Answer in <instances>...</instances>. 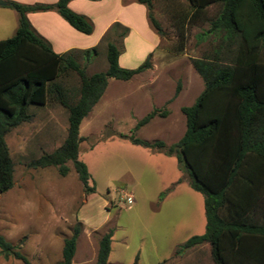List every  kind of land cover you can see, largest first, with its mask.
Returning <instances> with one entry per match:
<instances>
[{
  "label": "rangeland",
  "instance_id": "rangeland-1",
  "mask_svg": "<svg viewBox=\"0 0 264 264\" xmlns=\"http://www.w3.org/2000/svg\"><path fill=\"white\" fill-rule=\"evenodd\" d=\"M9 6L1 7L16 12ZM219 9L212 5L205 19L187 25L183 51L178 50L181 41L174 15L189 10L187 0L153 1L152 11L163 27V36L152 27L149 34L111 36L123 48L122 67L136 68L150 53L152 67L130 80L109 79L105 93L81 123L79 159L88 166L95 192H85L71 161L66 176L54 166H28L61 146L67 136L68 110L58 100L50 96L44 106L31 105L32 118L6 135L14 162V186L0 193V234L19 247L29 264L61 260L64 239L79 223L75 264H95L99 240L110 229L114 230L110 264H133L137 255L139 264H215L208 243L177 252L187 239L205 231L203 194L190 186L176 157L134 144L128 136L163 140L167 145L183 136L186 118L182 107L192 105L205 88L192 59L217 46L212 36L199 40L198 35L210 27ZM14 14L18 17V12ZM18 21L13 24L9 16L0 17V39L13 35L11 27L16 28ZM102 38L98 55L89 61L80 51L74 52L89 75L108 67L107 43ZM61 81L75 101L78 75L70 72ZM154 109L167 114L159 113L135 130L137 122ZM127 193L133 196L131 203ZM255 217H264V192ZM0 264L25 263L0 253Z\"/></svg>",
  "mask_w": 264,
  "mask_h": 264
},
{
  "label": "trees",
  "instance_id": "trees-1",
  "mask_svg": "<svg viewBox=\"0 0 264 264\" xmlns=\"http://www.w3.org/2000/svg\"><path fill=\"white\" fill-rule=\"evenodd\" d=\"M69 1H10L19 14V24L12 37L0 39V193L14 186V162L6 135L32 118L31 105L44 106L50 96L68 110L67 136L61 146L31 160L28 166H54L66 176L71 161L85 192H95L88 166L79 159L81 123L105 93L109 79L130 80L152 67V53L136 68L120 65L123 48L110 39L113 34L128 36L130 29L120 22H115L102 38L107 43L108 67L104 71L89 75L77 60V51L56 53L35 31L28 13L55 10L78 31L92 34L93 20L73 11ZM134 1L146 5L150 26L163 36V27L152 11L154 0ZM187 1L189 10L174 15L181 41L179 51L185 47L187 25L205 19L210 6H220L210 27L198 35L199 40L212 36L217 46L192 59L205 88L192 105L182 107L186 130L179 141L167 145L163 140L148 141L134 135L128 138L134 144L176 157L190 186L204 196L205 231L191 236L177 252L208 243L215 264H264V217H255L264 192V0ZM79 51L89 61L98 55V46ZM70 72L80 80L75 101L70 100V91L61 81ZM159 113L167 114L154 109L137 122L135 130ZM80 231L81 223L64 239L62 259L55 264H75ZM113 234L110 229L100 238L95 264H110ZM0 253L6 259L13 257L29 264L19 247L2 234ZM133 264H139V255Z\"/></svg>",
  "mask_w": 264,
  "mask_h": 264
},
{
  "label": "crops",
  "instance_id": "crops-1",
  "mask_svg": "<svg viewBox=\"0 0 264 264\" xmlns=\"http://www.w3.org/2000/svg\"><path fill=\"white\" fill-rule=\"evenodd\" d=\"M7 1L33 4L55 3L58 0ZM68 6L73 11L85 14L93 20L95 29L92 34H84L78 31L55 10L28 13V18L35 31L43 36L51 44L53 50L59 54L97 46L103 35L115 22H120L122 25L130 29L127 38L130 37L133 32H146L148 34L151 32L147 8L144 4L138 3L134 0L129 1L128 3H125L123 0H71L69 1ZM4 7L0 6V17L9 16L13 24L16 23L17 20H19V14L17 17L14 13H17V11L14 10L16 12H12L13 10ZM12 28L13 27H11V30L14 35L18 26L14 29Z\"/></svg>",
  "mask_w": 264,
  "mask_h": 264
},
{
  "label": "water",
  "instance_id": "water-1",
  "mask_svg": "<svg viewBox=\"0 0 264 264\" xmlns=\"http://www.w3.org/2000/svg\"><path fill=\"white\" fill-rule=\"evenodd\" d=\"M11 3L7 0H0V6H8L10 5Z\"/></svg>",
  "mask_w": 264,
  "mask_h": 264
},
{
  "label": "built area",
  "instance_id": "built-area-1",
  "mask_svg": "<svg viewBox=\"0 0 264 264\" xmlns=\"http://www.w3.org/2000/svg\"><path fill=\"white\" fill-rule=\"evenodd\" d=\"M125 197H126V199H127L128 202L131 203L133 201V196L130 195V194L127 193Z\"/></svg>",
  "mask_w": 264,
  "mask_h": 264
}]
</instances>
